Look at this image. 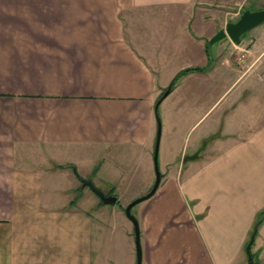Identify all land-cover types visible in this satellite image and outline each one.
<instances>
[{"label":"crops","instance_id":"0c3cea01","mask_svg":"<svg viewBox=\"0 0 264 264\" xmlns=\"http://www.w3.org/2000/svg\"><path fill=\"white\" fill-rule=\"evenodd\" d=\"M220 2L0 0V264H135L124 209L107 237L79 191L96 179L73 162L153 163L158 128L160 184L133 214L141 264H250L261 215L250 256L264 264V31L216 49Z\"/></svg>","mask_w":264,"mask_h":264},{"label":"rangeland","instance_id":"374dc122","mask_svg":"<svg viewBox=\"0 0 264 264\" xmlns=\"http://www.w3.org/2000/svg\"><path fill=\"white\" fill-rule=\"evenodd\" d=\"M247 9H252L254 11L264 9V0H221L218 6L214 8V11L216 14H218L217 16L219 19V27L216 30V33L224 30L226 24L235 23L239 19L242 12ZM262 31H264V23L246 33L243 37L248 41L252 36H256ZM223 43H227L229 45L232 44L231 40L226 37L225 39L214 43L213 46H215L216 49L221 48ZM247 84V79L239 80L237 83V88L232 93V95L242 94L244 88H247ZM211 112L207 114L203 118V121L199 123V130L210 125L215 115V113L211 114ZM213 138H215V136H210V138L206 140V144ZM149 156L152 157V154ZM73 163L77 167V170L75 168L76 176L79 177L78 171H80L81 174L86 171L90 175L89 178L92 179L94 176V179H96L92 180V183L99 191L107 196L112 195L117 198L116 204L100 205L99 207V210L101 211L100 216L106 223V230L103 232V234H107V237L110 235L117 237L119 225H116L115 222L118 218L113 215V212L118 213L130 202L141 197L140 192H142L147 183H149L147 176V165H149L151 170L150 173L154 178L152 185L154 184L155 172L151 158L149 159L140 151L129 152L125 150L122 152H116L113 150H107L101 154H91V156H77L74 158ZM158 168L159 172L161 173L163 170L160 169L159 163ZM98 179H100V185L96 182ZM83 189L85 195L89 196L91 200H95L96 202L99 201V198L93 194L89 188ZM83 189L81 188V185H79V191ZM135 212L136 206L132 209V214ZM122 218L125 220V222H127L129 227L132 228L131 222L124 216H122Z\"/></svg>","mask_w":264,"mask_h":264},{"label":"water","instance_id":"95a60500","mask_svg":"<svg viewBox=\"0 0 264 264\" xmlns=\"http://www.w3.org/2000/svg\"><path fill=\"white\" fill-rule=\"evenodd\" d=\"M263 23H264V9L258 10V11L245 10L244 12H242L239 19L235 23H228L225 25L224 30L217 32L209 40V44L212 45V44H214L218 41H221V40L225 39L226 37H228L231 40L232 44L234 46L238 47L240 45L241 37L243 35H245L246 33L250 32L251 30L255 29L256 27H258L259 25H261ZM168 94H169V90L164 92L163 96L160 98V100H158V102L156 104V107H155L156 109L158 108V105L160 104L161 100L163 98H165ZM159 141H160V130L158 128L155 146H154V152H153L155 182H154L152 188L150 189V191L147 194L133 200L124 208V214H125L126 218L132 223V226H133L134 246H135V253H136L135 264H141L142 263V250H141V244H140L139 226H138L137 219L132 214V209L136 205H138V204L148 200L149 198H151L155 194V192H156V190L160 184L161 174H160L159 168H158ZM205 146H206V142L204 143L202 149H204ZM197 156H198V154H196L193 157H190L188 159H195ZM80 183H81L82 189L83 188H89V190L99 198L100 202L103 205H114V204H116V202H117L116 197H114L112 195L107 196V195L103 194L101 191H99L94 186V184L92 183L91 180H83L82 179V180H80ZM262 218H263V216L255 224L253 233L250 237V241L246 246V253H247L248 259L250 261V264H255L254 259L251 258V256H250V247L253 243L257 226L261 222Z\"/></svg>","mask_w":264,"mask_h":264},{"label":"trees","instance_id":"16d2710c","mask_svg":"<svg viewBox=\"0 0 264 264\" xmlns=\"http://www.w3.org/2000/svg\"><path fill=\"white\" fill-rule=\"evenodd\" d=\"M247 10H251V11H254V10H252V9H247ZM244 36V35H243ZM242 36V37H243ZM241 37V38H242ZM195 71H201L200 69H188V70H184V71H182L180 74H178L174 79H173V81H172V83H171V85H170V88L172 89L173 87H174V85H175V83L179 80V78L180 77H182L183 75H186V74H188V73H190V72H195ZM99 204L100 205H102V203L101 202H99ZM263 215H261L260 216V218L262 217ZM259 218V219H260ZM259 219L257 220V222L259 221ZM256 222V223H257Z\"/></svg>","mask_w":264,"mask_h":264},{"label":"built area","instance_id":"2783aa9c","mask_svg":"<svg viewBox=\"0 0 264 264\" xmlns=\"http://www.w3.org/2000/svg\"><path fill=\"white\" fill-rule=\"evenodd\" d=\"M243 57V56H242ZM239 59H242V58H239Z\"/></svg>","mask_w":264,"mask_h":264},{"label":"bare ground","instance_id":"6f19581e","mask_svg":"<svg viewBox=\"0 0 264 264\" xmlns=\"http://www.w3.org/2000/svg\"><path fill=\"white\" fill-rule=\"evenodd\" d=\"M249 11H251V10H249Z\"/></svg>","mask_w":264,"mask_h":264}]
</instances>
